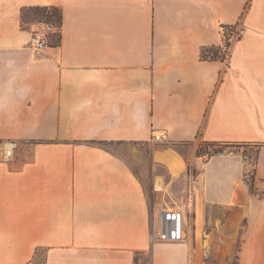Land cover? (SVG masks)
Here are the masks:
<instances>
[{"label": "crops", "instance_id": "obj_1", "mask_svg": "<svg viewBox=\"0 0 264 264\" xmlns=\"http://www.w3.org/2000/svg\"><path fill=\"white\" fill-rule=\"evenodd\" d=\"M51 6L60 34L35 52L22 12ZM237 25L227 60H202ZM205 142L261 146L254 188ZM159 209L182 212L183 240L152 239ZM39 257L264 264V0H0V264Z\"/></svg>", "mask_w": 264, "mask_h": 264}, {"label": "built area", "instance_id": "obj_2", "mask_svg": "<svg viewBox=\"0 0 264 264\" xmlns=\"http://www.w3.org/2000/svg\"><path fill=\"white\" fill-rule=\"evenodd\" d=\"M37 29L32 32L30 48L35 52L44 51L50 44V38L54 34L55 27L51 24L39 23ZM225 32L224 27H221ZM155 143L163 144L169 141L167 133H160L153 138ZM17 148L15 142L7 144L5 150L6 159L12 157L14 150ZM247 177L250 176L248 172ZM185 222L182 212L167 211L159 209L157 214V230L153 240L162 242H179L185 237Z\"/></svg>", "mask_w": 264, "mask_h": 264}, {"label": "rangeland", "instance_id": "obj_3", "mask_svg": "<svg viewBox=\"0 0 264 264\" xmlns=\"http://www.w3.org/2000/svg\"><path fill=\"white\" fill-rule=\"evenodd\" d=\"M37 24H39V23L36 22V25ZM46 24H49V23H46ZM223 27L225 29V26H223ZM56 31L59 32L58 29L55 27L54 34H55ZM241 31H242V27L240 25L235 26L234 27V30H231V29L226 30L225 29V32L221 28V35H222V45H221V47L223 48V53L222 54L226 55L225 61L227 60V58H228V56L230 54V50H231L232 44L236 40H238L240 38ZM57 37H58V35H57ZM155 135H157V134H155ZM155 135H153V138L155 137ZM164 144L165 143H163V144H157V145L163 147L162 149H164V150H174L175 152H177L181 156L187 157V159H188L190 145H184V146H180L178 148H174V147L172 148V147H167ZM219 145L220 146L211 147V146H207L206 143H202V144H200L199 148L205 154H207V153L213 154V152L215 150H223L224 151L223 154H231L232 153V154H239V155H241L243 157V159L245 160V162L247 163V173L248 172L250 173V176L247 177V180H249L251 182L254 179L253 178V173L255 171V165H256V162H257L258 152H259V148L261 146H254V145H246V144H243V145L228 146L227 147V146H225L224 144H221V143ZM17 147H18V144H17ZM199 148H198V150H199ZM141 149H142V151H143V153L145 155H149V148L148 147H145L144 146ZM202 157H205L204 159L211 158L208 155H205V156H202ZM190 168H191V172H193L195 170L194 167H190ZM180 187H181V185H179V188ZM161 188H162V186H157L156 189L154 190V192L155 191L161 192V190H160ZM40 255L41 256H44V252H41ZM233 263L236 264V260H234ZM36 264H44L43 258L42 257H39L37 259V263Z\"/></svg>", "mask_w": 264, "mask_h": 264}, {"label": "trees", "instance_id": "obj_4", "mask_svg": "<svg viewBox=\"0 0 264 264\" xmlns=\"http://www.w3.org/2000/svg\"><path fill=\"white\" fill-rule=\"evenodd\" d=\"M248 9V4L247 8ZM22 21L23 25L26 24H32V23H49L54 25L60 34V30L63 24V13L62 10L58 7H32V8H26L22 12ZM235 26H225V29H231L234 30ZM57 40H60V37H57ZM223 48L221 46H210V47H204L201 52V58L205 61H225L226 55L222 54ZM207 146L216 147L220 146V143L215 142H205ZM225 146H235L231 144H224ZM223 150H215L213 154H205L202 152V150L199 148L197 151L198 156H205L208 155L209 157H213L219 154H223ZM189 166V170H190ZM254 179L252 180V187L254 188ZM255 194H258L257 190H253Z\"/></svg>", "mask_w": 264, "mask_h": 264}, {"label": "bare ground", "instance_id": "obj_5", "mask_svg": "<svg viewBox=\"0 0 264 264\" xmlns=\"http://www.w3.org/2000/svg\"><path fill=\"white\" fill-rule=\"evenodd\" d=\"M174 155H175L174 152L167 150V151L164 153L163 157H164V158H167V159H170V158L174 157ZM161 185H162V184H161Z\"/></svg>", "mask_w": 264, "mask_h": 264}]
</instances>
